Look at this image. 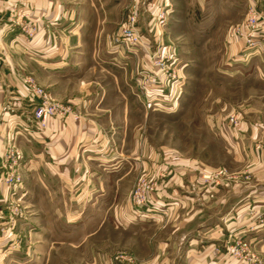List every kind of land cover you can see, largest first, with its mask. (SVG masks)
<instances>
[{
	"label": "crops",
	"instance_id": "0c3cea01",
	"mask_svg": "<svg viewBox=\"0 0 264 264\" xmlns=\"http://www.w3.org/2000/svg\"><path fill=\"white\" fill-rule=\"evenodd\" d=\"M93 7L94 0H0V151L7 144L21 149L26 166L32 169L24 181L29 177L43 183L41 188H33L37 183H32L27 189L32 204L37 205L40 197L43 208L42 217L27 226L34 262L45 264L55 246L70 244L78 251L88 242L67 239L63 230L54 232L67 222L51 216L81 213L89 198V206L103 214L92 225L89 264H127L116 258L122 250L120 254L138 264H245L226 253L238 238L264 264V157L258 152L264 154L263 147L253 151L247 170L236 175L233 183L224 180L213 191L194 178L184 184L178 171H166L157 157L148 162L143 143H138V156L132 157L126 152L128 100L120 94L123 102L116 113L110 104L114 92L95 88L109 81L114 85L116 79L94 81L86 72L90 63L83 61V37L100 35L109 23L107 15L98 19ZM31 83L43 88L65 111L50 118L44 131L26 134L23 120L39 102L30 94ZM114 117L121 118V124ZM244 132L236 137L243 150L252 151L254 141L250 143ZM148 165L163 167L170 185L160 186L153 197L158 205L165 204L163 198L173 200L165 222L131 221L125 185L132 166L140 172ZM180 197L184 198L182 208L175 203ZM50 207L56 211L47 210ZM102 230H108L107 234L113 230L124 239L109 235L100 239Z\"/></svg>",
	"mask_w": 264,
	"mask_h": 264
},
{
	"label": "rangeland",
	"instance_id": "374dc122",
	"mask_svg": "<svg viewBox=\"0 0 264 264\" xmlns=\"http://www.w3.org/2000/svg\"><path fill=\"white\" fill-rule=\"evenodd\" d=\"M94 1L93 8L98 14L95 16L107 15L109 23L103 25L106 28L100 35L83 37V61L90 63L86 72L94 81L106 77L116 79L113 86L110 81L105 86L95 85L97 92L103 89L109 94L114 92L110 104L116 108V113L123 102L120 94L129 102L131 115L126 152L132 157L138 156V143L145 144L148 162L159 158L166 171L171 168L178 171L184 184L194 178L195 183L200 180L213 191L224 180L233 183L236 175L247 170L253 151L257 152L261 146L264 149V0ZM251 14L257 17L256 23ZM161 16H164L163 24L158 19ZM133 18L132 27L141 36L143 46L132 47L125 38L119 37ZM97 28H100L99 23ZM155 53L161 57H174L183 84L174 103L167 101L149 107L138 79L142 72L150 71V57ZM38 75L43 77L41 72ZM29 115L21 127L26 134L31 133L24 130L31 127ZM231 115L239 117V126H229ZM114 121L121 124V118L114 117ZM241 130H245L250 143L254 141V150H243L241 140L236 137ZM109 139L112 146L116 145ZM9 146L17 149L20 155L17 160L10 159L6 151L8 144L0 151V264H41L34 262L30 255L27 226L32 219L42 217L43 208L40 197L37 205L32 204L27 189L32 183H37L33 188H41L43 183L29 177L24 181L25 173L30 174L32 169L26 166L21 149ZM258 152L264 157L262 151ZM160 167L148 165L147 169L138 172L132 166L124 189L128 194L131 221L165 222L168 219V206L173 200L163 198L166 205H158L153 198L159 193L160 186H170L163 167ZM219 171L224 174L217 176ZM208 175L210 179H204ZM137 192L146 196V205L141 203L142 197H137L138 203H134ZM183 201L180 197L175 203L182 208ZM89 202L88 198V207L81 213H71L72 217L63 212L51 216L52 220L67 222L64 228H54V232L63 230L67 239L83 238L88 242L78 251L70 244L60 249L55 246L48 261H43L45 264H89L92 225L103 217L101 212L97 213L89 206ZM107 231L102 230L98 237L109 235L124 239L120 233L111 230L107 234ZM122 260L127 264H138L134 259Z\"/></svg>",
	"mask_w": 264,
	"mask_h": 264
},
{
	"label": "built area",
	"instance_id": "2783aa9c",
	"mask_svg": "<svg viewBox=\"0 0 264 264\" xmlns=\"http://www.w3.org/2000/svg\"><path fill=\"white\" fill-rule=\"evenodd\" d=\"M159 21L163 24L164 16L158 18ZM251 19L256 23L257 17L254 14H251ZM135 23V19H132L130 25H126L122 31L121 36L125 38L128 45L130 46H143L141 36L135 29L132 27ZM148 52V51H147ZM149 54V52H148ZM160 57V58H159ZM151 59V65L148 67L150 71H145L140 74L138 79V85L142 89L143 98L148 103L150 107L153 104L167 103V101L175 102L183 84V79L180 76L179 69L177 68V63L174 57L167 58L166 56H159L157 53L153 54ZM153 68V70H152ZM30 94L34 97L39 98V102L35 106L32 114L30 116L31 127L25 128L26 132H42L45 130L48 120L52 117H56L64 113V109L52 99V97L46 93L43 88L37 86L33 83L29 85ZM229 126L237 127L240 125L241 121L238 116L231 115L228 118ZM8 157L12 160H17L19 158L20 152L15 149L13 146L7 148ZM223 171H219L217 176L223 175ZM204 179L209 180L210 176H204ZM144 189H142V194ZM140 193H136L134 198V203L137 204V197H142L141 203L146 205V196H143ZM142 208V206H140ZM139 208V209H140ZM226 253L231 254L234 258L242 261L245 264H263L257 256L251 252L250 247L245 243L242 238L235 239V242L226 248ZM117 259L121 261L127 260L132 261V259L127 256L119 255Z\"/></svg>",
	"mask_w": 264,
	"mask_h": 264
}]
</instances>
